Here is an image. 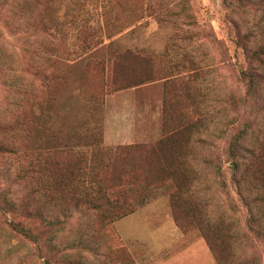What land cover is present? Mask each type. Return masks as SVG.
<instances>
[{
	"label": "rangeland",
	"instance_id": "obj_1",
	"mask_svg": "<svg viewBox=\"0 0 264 264\" xmlns=\"http://www.w3.org/2000/svg\"><path fill=\"white\" fill-rule=\"evenodd\" d=\"M229 1L20 0L18 6L0 0V143L16 151H0V191L16 205L25 202L29 211L40 212L32 217L0 212V264H66L67 258L109 264L102 258L106 253L112 264H118L119 255L126 264H217L189 210H198L209 224L238 226L252 238L249 210L234 180L233 162L223 151L225 132L241 128L246 116L264 136L262 100L251 111L232 102L233 96H245L239 71L249 65L238 40L256 24L264 26V0L245 1L235 9ZM167 80L171 95L182 101L187 96L203 118L193 141L197 185L175 206L187 231L174 221L172 186L144 181L129 186L134 212L101 227L98 221L106 220L97 212L75 204L55 184L50 189L44 156L50 153L62 163L83 160L80 185L94 187L95 177L112 166L117 146H151L162 137ZM260 97L264 100V89ZM187 107L178 109L194 121ZM217 153L223 159L224 187L211 165ZM139 154L131 155L147 153ZM28 156L34 158V175ZM10 220L21 221L36 241L15 234ZM42 221L52 222L51 251ZM58 222L63 229L56 230ZM18 240L15 253L11 247ZM254 245L264 264V243ZM29 249L31 258L26 257Z\"/></svg>",
	"mask_w": 264,
	"mask_h": 264
},
{
	"label": "trees",
	"instance_id": "obj_2",
	"mask_svg": "<svg viewBox=\"0 0 264 264\" xmlns=\"http://www.w3.org/2000/svg\"><path fill=\"white\" fill-rule=\"evenodd\" d=\"M11 1L18 2L17 5H20V0ZM245 1L251 2V0H232L228 4L235 9ZM185 8L183 5L184 13L186 12ZM260 16L261 19H264V4ZM11 21L12 19L7 22L8 26H10ZM238 45L244 50L249 65L239 71V80L246 89L245 96L237 98L233 96L232 102L237 101L244 108L251 111L253 107L258 106L261 100L264 104V100L260 99V92L264 89V26L256 24L255 30L249 28L238 40ZM145 81L147 79L125 83L122 86L126 88L129 85H139ZM171 89L172 81L167 80L163 98V134L156 143L151 146H117L114 151L115 160L112 166L105 173L95 177L93 180L94 187L86 188H83L82 184L80 185V181L83 183L84 181L79 178L83 160L81 164L78 160L62 163L54 160L53 157L50 159L51 154L47 153L43 159V168L45 181L50 189L54 184L56 187H61L65 190L67 197L75 204L82 202L89 209L97 212L101 218L106 220L98 221V223L101 227H107L116 220L134 212V205L129 197L131 195L130 185H134L139 181H144V184H162L165 186L169 184L172 186L169 197L174 212V221L181 230L187 231L185 230L186 225L182 223L186 219L180 218L178 213L175 212V206L180 201L184 202L183 197L186 194L190 195L197 185L198 171L193 160V141L195 135L202 130L203 118L200 108H194L187 96L182 101L178 96L171 95ZM180 104L188 106L187 109L192 107V112L196 116L194 121L188 118V114L185 113L187 110L183 112L178 109ZM29 122L31 123L30 120ZM253 124L254 120L246 116L241 121V128L231 133H228L227 130L225 132L227 133V146L223 151L233 162L234 174L237 175L234 180L249 210L247 224L252 232V238L240 233L241 231L238 232V226L235 230L231 225L226 226L221 222L209 224L208 221L211 220L203 218L198 210H189L191 212L190 216L194 217V221H198L196 228L202 232L217 264H261V256L257 252L254 241L264 243V136L256 132ZM219 133L222 132L219 131ZM29 136L31 137V133ZM6 149L10 153L16 152L14 145L0 143V151ZM136 151L140 153V157L142 153L147 154L141 158H135L131 154L136 153ZM27 158L29 159L27 167L30 168V173L34 175V158L32 156ZM208 161L207 157L203 159L206 164ZM211 165L214 168L217 181L224 187L221 177L223 159L218 153ZM87 166L85 160V171ZM248 173L252 175L250 180L245 178ZM76 186L82 188L78 191ZM200 207H203V204ZM0 212L29 217L40 215V212L36 209L29 211L25 202L16 205L12 200H8L6 191H0ZM217 217L218 220L222 221L221 216ZM42 222L45 226L43 231L46 234L45 242L48 250L51 251V248L54 249V247H50L53 238L52 222ZM8 224L15 234H20L30 241H36L35 234L25 227L21 221L10 220ZM61 229H63L62 223L58 222L56 230ZM6 237L8 240L10 239L8 236ZM19 244L20 241L18 240L16 246L11 247V250L16 253L14 249ZM77 244L85 247V243L82 241H77ZM120 251L124 255L125 252ZM31 254L32 249L27 250L26 257L31 258ZM125 256L130 259L128 254L125 253ZM103 257L107 259V263L112 264L113 261L108 253L102 254ZM66 258L67 256L64 255L63 260H66ZM125 259L124 256L119 255L118 264H126L128 260ZM65 262L66 264H81L79 260L69 258ZM130 263L134 264L133 262Z\"/></svg>",
	"mask_w": 264,
	"mask_h": 264
},
{
	"label": "crops",
	"instance_id": "obj_3",
	"mask_svg": "<svg viewBox=\"0 0 264 264\" xmlns=\"http://www.w3.org/2000/svg\"><path fill=\"white\" fill-rule=\"evenodd\" d=\"M131 134V133H130ZM132 135V134H131ZM128 137L130 136V135H127ZM118 138H120V137H118ZM108 140H111V138L110 137H108Z\"/></svg>",
	"mask_w": 264,
	"mask_h": 264
}]
</instances>
